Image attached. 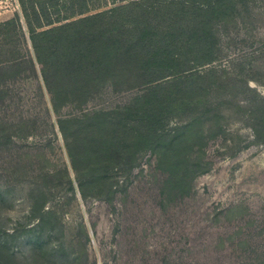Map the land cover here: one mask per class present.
Returning <instances> with one entry per match:
<instances>
[{
    "label": "rangeland",
    "instance_id": "obj_1",
    "mask_svg": "<svg viewBox=\"0 0 264 264\" xmlns=\"http://www.w3.org/2000/svg\"><path fill=\"white\" fill-rule=\"evenodd\" d=\"M17 12L21 17L17 0H0V22ZM248 28L230 24V38H222L226 55L211 65L235 86H224L215 73L189 90L190 100L201 96L196 113L211 111L184 130L177 151L163 142L136 161L121 152L87 157L88 139L112 125L90 128L102 121L99 114L85 127L67 126L75 153L84 151L82 163L107 164L85 195L57 118L113 110L139 90L105 86L84 106L62 104L56 113L38 71L36 77L25 64L27 71L6 72L0 79V264H245L264 250V139L253 130L264 111V22ZM8 48L18 57L30 54L22 41ZM246 77L257 81L246 86ZM181 116L166 130L189 122L192 113Z\"/></svg>",
    "mask_w": 264,
    "mask_h": 264
},
{
    "label": "trees",
    "instance_id": "obj_2",
    "mask_svg": "<svg viewBox=\"0 0 264 264\" xmlns=\"http://www.w3.org/2000/svg\"><path fill=\"white\" fill-rule=\"evenodd\" d=\"M17 1L25 27L18 12L0 22V79L9 71L11 76L27 71V64L36 77L39 72L56 113L62 104L84 106L105 86L139 90L131 102L113 110L57 118L83 195L107 164L97 168L98 159L93 158L82 163L78 156L84 151L75 153V141L66 132L68 125L85 127L86 120L99 114L102 121L90 128L112 125L102 137L98 130L88 139L93 148H85L87 157L95 156V151L104 157L121 152L136 161L140 153L155 151L163 142L164 149L177 151L175 145L184 130L211 111L196 113L201 96L190 100L189 90L201 84L207 74L219 71L211 65L226 55L222 38H230L229 25L235 27L239 22L250 25L248 31H252L264 22V0ZM155 38L159 43L153 42ZM20 41L29 46L28 57H18L17 49L8 48ZM207 65L210 67L203 70ZM151 67L169 70L170 77L151 75ZM220 71L217 79L232 89L234 79L223 78L226 71ZM249 80L257 81L246 77L241 82L247 86ZM211 89L209 85L205 90ZM253 108V115H257ZM188 110L192 113L189 122L171 132L166 130L171 118H181ZM253 130L256 139H264V111L255 118ZM245 264H264V250L254 253Z\"/></svg>",
    "mask_w": 264,
    "mask_h": 264
}]
</instances>
